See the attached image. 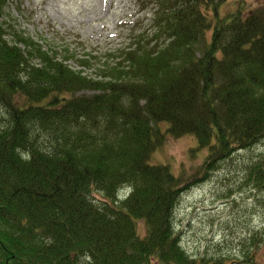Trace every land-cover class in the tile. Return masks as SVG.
I'll return each mask as SVG.
<instances>
[{"label": "trees", "instance_id": "16d2710c", "mask_svg": "<svg viewBox=\"0 0 264 264\" xmlns=\"http://www.w3.org/2000/svg\"><path fill=\"white\" fill-rule=\"evenodd\" d=\"M226 1L138 0L149 27L95 78L94 52L7 39L0 0V264H223L183 250L187 180L151 158L166 136H195L205 180L264 142V6L223 16ZM249 181L264 192V159Z\"/></svg>", "mask_w": 264, "mask_h": 264}, {"label": "rangeland", "instance_id": "374dc122", "mask_svg": "<svg viewBox=\"0 0 264 264\" xmlns=\"http://www.w3.org/2000/svg\"><path fill=\"white\" fill-rule=\"evenodd\" d=\"M262 6L264 0H227L221 14L241 8L247 16ZM4 10L7 39H13L15 32L23 33L61 60L68 47L77 49L80 57L94 52L95 66L83 70L95 78L100 77L98 69L109 61L108 55L130 47L135 29L149 27L151 16V10H142L138 0H7ZM69 64L80 69L76 61ZM160 127L165 130L167 125ZM208 154L209 149L198 148L195 136H166L151 158V164L168 165L187 180L189 188L180 198L174 219L183 250L197 260L264 264V192L249 181L250 168L264 159V142L235 152L201 180L197 171ZM130 191L121 192L120 199ZM93 197L105 201L103 194ZM139 233L146 234L144 222L139 223Z\"/></svg>", "mask_w": 264, "mask_h": 264}]
</instances>
